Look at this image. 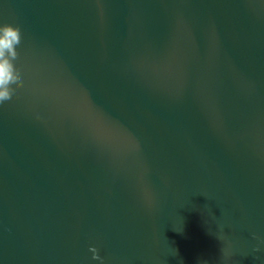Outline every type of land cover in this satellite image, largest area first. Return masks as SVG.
<instances>
[{
	"label": "water",
	"instance_id": "95a60500",
	"mask_svg": "<svg viewBox=\"0 0 264 264\" xmlns=\"http://www.w3.org/2000/svg\"><path fill=\"white\" fill-rule=\"evenodd\" d=\"M6 24L0 264H264V0H0Z\"/></svg>",
	"mask_w": 264,
	"mask_h": 264
},
{
	"label": "clouds",
	"instance_id": "9594fccd",
	"mask_svg": "<svg viewBox=\"0 0 264 264\" xmlns=\"http://www.w3.org/2000/svg\"><path fill=\"white\" fill-rule=\"evenodd\" d=\"M20 42L19 27L8 24L0 27V103L2 104L10 102L12 92L22 86L13 63L18 57L16 49ZM90 251L93 253L94 260L100 259L97 249L91 248Z\"/></svg>",
	"mask_w": 264,
	"mask_h": 264
}]
</instances>
